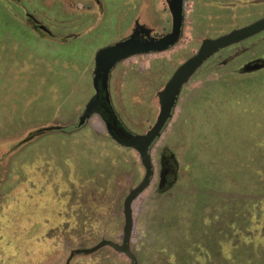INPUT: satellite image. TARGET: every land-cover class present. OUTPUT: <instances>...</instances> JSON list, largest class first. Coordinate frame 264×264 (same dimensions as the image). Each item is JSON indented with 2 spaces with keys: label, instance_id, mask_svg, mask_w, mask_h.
Returning <instances> with one entry per match:
<instances>
[{
  "label": "rangeland",
  "instance_id": "rangeland-1",
  "mask_svg": "<svg viewBox=\"0 0 264 264\" xmlns=\"http://www.w3.org/2000/svg\"><path fill=\"white\" fill-rule=\"evenodd\" d=\"M212 1L223 11L215 22L187 20L174 46L111 71L113 105L133 133L154 123L157 92L203 38L264 16V0ZM122 4L126 14L94 39L100 47L131 33ZM55 48L60 57L71 53V44ZM257 57L264 59V32L222 49L183 86L152 149L151 183L132 204L138 264H264V67L242 71ZM62 61L36 77L24 61L0 68V264H130L110 246L67 259L73 249L121 242L122 203L144 173L137 152L105 136L97 116L70 136L54 130L23 141L28 134L17 132L34 119L71 117V65ZM163 149L177 166L161 191Z\"/></svg>",
  "mask_w": 264,
  "mask_h": 264
},
{
  "label": "crops",
  "instance_id": "crops-1",
  "mask_svg": "<svg viewBox=\"0 0 264 264\" xmlns=\"http://www.w3.org/2000/svg\"><path fill=\"white\" fill-rule=\"evenodd\" d=\"M118 1L0 0V68H5L6 65L3 64L9 60L18 63L24 61L30 63L27 71L36 77L37 70L46 69L45 64L58 68L59 64L55 63L64 60L71 65V71L67 69L71 75V79L70 76L67 77V81L71 82V117L66 121L56 116L44 120L34 119L24 122L25 124L21 125L24 128L17 132L29 135L44 127L70 128L75 125L85 104L94 93L92 83L94 56L101 45L94 42V39L107 31L109 23L114 18H118L123 12L126 14L122 3H125L128 11L130 10L126 33H130L133 27L139 24L161 34L166 33V29L171 25L168 0H126L122 3ZM159 3L160 10L155 9ZM212 3V0H184V23L187 20L215 22L211 20L212 17L222 16L223 11L211 9ZM114 5L121 8L113 10ZM158 12H163L164 17L162 18ZM28 15L33 16L37 24L43 25L47 31L35 28ZM34 43L39 47L34 46ZM64 44H71V53L60 57V53L52 51L56 46ZM34 61L36 64H32ZM35 77L31 79L34 82L38 81ZM111 95L113 97V91ZM36 109L30 110L33 116ZM73 130L75 129H58L57 132L70 136ZM46 132L49 131L36 135Z\"/></svg>",
  "mask_w": 264,
  "mask_h": 264
},
{
  "label": "water",
  "instance_id": "water-1",
  "mask_svg": "<svg viewBox=\"0 0 264 264\" xmlns=\"http://www.w3.org/2000/svg\"><path fill=\"white\" fill-rule=\"evenodd\" d=\"M168 8L171 13V28L163 35H151L150 29L137 26L124 39L107 44L96 51L92 78L95 92L85 104L84 111L78 121L79 124H84L93 115L101 117L109 136L120 146L136 151L140 163L144 168L141 181L129 190L123 200L124 223L121 243L116 244L112 241L103 240L92 248L95 249L102 245H109L126 255L133 264L135 256L129 245L134 226L132 204L151 182L154 175L151 149L172 118L183 86L216 53L264 31V16H262L248 24L233 28L218 36L203 38L196 52L173 70L162 89L157 92L159 111L154 123L144 133H132L119 124L117 116L110 105L108 90L110 73L117 63L131 56L166 51L179 41L184 26V0H168ZM39 27L47 31L43 25H39ZM262 67H264V59L257 58L245 63L242 71L250 72ZM61 128V126H49L37 129L36 132L30 133L24 141L41 132ZM164 174L165 171L162 174L160 182V187L162 188L166 181Z\"/></svg>",
  "mask_w": 264,
  "mask_h": 264
},
{
  "label": "flooded vegetation",
  "instance_id": "flooded-vegetation-1",
  "mask_svg": "<svg viewBox=\"0 0 264 264\" xmlns=\"http://www.w3.org/2000/svg\"><path fill=\"white\" fill-rule=\"evenodd\" d=\"M28 17H29V19H30V21H31V23L33 24V26L35 27V28H38V29H41L40 27H39V24H37V22H36V19L33 17V16H29L28 15ZM137 26H141V25H139V24H137L135 27H133V30L137 27ZM143 27V26H142ZM143 28H147V27H143ZM148 29V28H147ZM133 30L131 31V32H133ZM131 34V33H130ZM151 35H154V36H161V35H163L164 33H161V34H157V33H155V32H152L151 31V33H150ZM129 35V34H128ZM127 35V36H128ZM127 36H125V37H127ZM124 37V38H125ZM124 38H122V39H124ZM121 40V39H120ZM119 41V40H118ZM115 43V42H114ZM132 57V56H131ZM130 58V57H129ZM257 58H261V57H257ZM257 58H254V59H257ZM128 59V58H127ZM254 59H252V60H254ZM126 60V59H125ZM124 61V60H123ZM251 61V60H250ZM122 62V61H121ZM249 62V61H248ZM120 63V62H119ZM119 63H117L116 65H118ZM115 65V66H116ZM114 66V67H115ZM113 67V68H114ZM113 68H112V70H113ZM263 68V67H262ZM261 69V68H260ZM111 70V71H112ZM258 70V69H257ZM255 71V70H254ZM251 72V71H250ZM110 75H111V73H110ZM110 82H111V77H109V82H108V90H109V96H110V105H111V107L113 108V110H114V112H115V114H116V116H117V119H118V121H119V124H121V125H123L124 126V124L121 122V120H120V118H119V116H118V112H117V110L115 109V107H114V105H113V102H112V95H111V86H110ZM95 92V91H94ZM94 94V93H93ZM85 108V107H84ZM83 111H84V109H83ZM83 111H82V113H83ZM81 113V114H82ZM80 114V115H81ZM80 115H79V117H80ZM94 116H97L100 120H101V122L102 123H104V121H103V119H101V117H99L98 115H93V116H91L89 119H91L92 117H94ZM89 119H87L85 122H84V124H79L78 123V121H79V118H78V120H77V122L75 123V125L73 126V127H70V128H68V129H78V128H81L82 126H84L85 124H86V122L89 120ZM104 126H105V124H104ZM125 127V126H124ZM126 128V127H125ZM127 130H129L128 128H126ZM105 131H106V128H105ZM130 132H132L131 130H129ZM133 133V132H132ZM106 136L107 137H109L110 139H112L110 136H109V134L107 133V131H106ZM113 140V139H112ZM114 141V140H113ZM115 142V141H114ZM116 143V142H115ZM156 143V142H155ZM117 144V143H116ZM119 147H121V148H125V147H122V146H120L119 144H117ZM153 147H154V145L152 146V149H153ZM126 149H130V148H126ZM152 149H151V156H152ZM133 150V149H132ZM152 158V157H151ZM161 162H162V166H163V170L165 171V174H164V178H165V184H164V187H163V189L161 190V191H164L165 190V188H167V187H169L174 181H175V179H176V175H175V170H176V166H177V164H176V161H175V159H174V156H173V154L171 153V152H169V151H167V150H165V149H163L162 150V152H161ZM143 167V166H142ZM144 169V168H143ZM144 174V173H143ZM142 177H143V175H142ZM142 177H141V179H142ZM141 179L139 180V182L141 181ZM152 180V179H151ZM138 182V183H139ZM137 183V184H138ZM151 183V182H150ZM136 184V185H137ZM135 185V186H136ZM150 185V184H149ZM134 186V187H135ZM148 188V187H147ZM146 188V189H147ZM132 189V188H131ZM145 189V190H146ZM144 190V191H145ZM129 192V191H128ZM127 195V194H126ZM125 198V197H124ZM122 212H123V203H122ZM124 217V216H123ZM133 228H134V226H133ZM123 229V228H122ZM133 231V230H132ZM131 234H132V232H131ZM130 238H131V236H130ZM103 241V240H102ZM105 241H112V240H106L105 239ZM112 242H114V241H112ZM114 243H116V242H114ZM121 243V242H120ZM120 243H116V244H120ZM129 245H130V242H129ZM102 246H109V245H102ZM102 246H100V247H102ZM111 247V246H110ZM99 248V247H98ZM112 249H114L115 251H117L115 248H113V247H111ZM131 248V247H130ZM96 249V248H95ZM93 249L92 248H90V249H83V248H81V249H73L72 251H71V253H70V255H69V259H67V263H69V260L74 256V254L76 253H80V252H87V251H92ZM132 251V250H131ZM118 253H121V252H119V251H117ZM132 253H133V251H132ZM121 254H123V253H121ZM134 254V253H133ZM126 256V255H125ZM134 256H135V254H134ZM127 257V256H126ZM128 258V257H127ZM129 259V258H128ZM129 261H130V259H129ZM130 264H133L131 261H130ZM134 264H138V262H137V257L135 256V261H134Z\"/></svg>",
  "mask_w": 264,
  "mask_h": 264
}]
</instances>
